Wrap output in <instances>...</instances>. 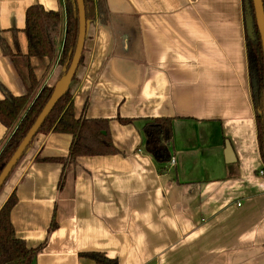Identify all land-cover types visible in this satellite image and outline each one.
<instances>
[{"label": "crops", "instance_id": "0c3cea01", "mask_svg": "<svg viewBox=\"0 0 264 264\" xmlns=\"http://www.w3.org/2000/svg\"><path fill=\"white\" fill-rule=\"evenodd\" d=\"M87 0L82 62L69 84L76 118L108 120L116 154L80 157L58 183L71 137L37 135L0 190L33 264H264V163L259 153L242 0ZM62 15L55 59H26L25 13ZM64 0H0V100L64 76ZM170 120L171 141L145 127ZM9 136L0 123V148ZM161 151H163L161 153ZM161 153V154H160ZM158 154V156H157ZM163 156L164 161L158 157ZM174 160V164H172ZM54 218L56 228L49 233Z\"/></svg>", "mask_w": 264, "mask_h": 264}, {"label": "trees", "instance_id": "16d2710c", "mask_svg": "<svg viewBox=\"0 0 264 264\" xmlns=\"http://www.w3.org/2000/svg\"><path fill=\"white\" fill-rule=\"evenodd\" d=\"M64 1L66 26L62 51L58 63L63 68L65 75L75 52L78 39L79 21L75 0ZM242 1L244 14L246 15V0ZM95 2L98 19L101 24L105 25L108 19L106 1L95 0ZM83 3L86 19L88 12L87 0H83ZM248 4L250 6L251 16L254 18L252 0H248ZM262 4L264 10V0H262ZM61 26L62 15L59 11H45L40 5L29 7L25 13V26L23 30L27 39L26 59L29 60L34 57L47 58L51 63L57 54L61 38ZM13 35V45L16 51L15 54L12 53L4 40H0L1 51L6 57H14L20 53L16 40V32H13ZM245 48L251 99L255 110L259 153L264 163V59L260 36L255 21L250 28V32L245 23ZM81 62L82 54L78 66ZM73 80L74 77L72 78V81ZM27 83L28 88L25 95L14 97L7 91L3 90V99L0 100V123L9 134L1 144L0 148V174L41 114L54 90V88L43 87L38 94L35 95L40 86V81L37 80L29 65L27 69ZM152 127L156 128L157 134L161 135V140L164 142V150L171 141L170 120L156 119L151 123H148L145 127V134L149 141L151 138V130H153ZM48 133L65 134L71 137L68 154L65 158H50L43 160L45 162H56L63 166L62 174L58 183L59 190L63 186L66 171L75 166L78 158L108 156L117 153L110 137L108 120L87 119L84 116L79 118L75 117L69 86L45 118L44 122L38 129L36 136L40 134L46 135ZM162 152L163 151H161V153ZM158 159L159 161H164L162 155L159 156ZM13 170L10 172L9 176ZM9 176L6 178L5 182ZM16 201L15 195L11 194L0 208V264H33L38 254L45 247L46 241L38 247L29 248L22 240L15 237L14 229L10 221V214ZM55 228L56 224L53 218L49 233L54 231ZM82 256L94 261L96 264H116L115 261L107 259L102 254L87 253Z\"/></svg>", "mask_w": 264, "mask_h": 264}, {"label": "water", "instance_id": "95a60500", "mask_svg": "<svg viewBox=\"0 0 264 264\" xmlns=\"http://www.w3.org/2000/svg\"><path fill=\"white\" fill-rule=\"evenodd\" d=\"M77 10H78V39L77 44L75 48V52L72 58V61L70 63V66L66 72V74L62 77V79L57 83V85L54 87L53 93L45 105L44 109L42 110L41 114L27 133L26 137L10 159V161L7 163L5 168L0 174V189L2 188L6 178L9 176L10 172L13 170L14 166L17 164L21 156L23 155L24 151L30 144V142L34 139L36 136L38 129L44 122L47 115L50 113L56 102L63 96V94L66 92L69 84L72 81V78L75 75V72L77 70L79 60L83 51V44L85 40V31H86V19H85V8L83 0H75ZM252 6L254 11V18L251 16V10L250 6L248 4V0L245 2L246 7V15H245V23L248 27V30L250 32V28L253 25V22L255 21L256 27L260 36V42L262 45V52H263V59H264V10H263V4L262 0H252ZM263 136H264V103H263Z\"/></svg>", "mask_w": 264, "mask_h": 264}, {"label": "built area", "instance_id": "2783aa9c", "mask_svg": "<svg viewBox=\"0 0 264 264\" xmlns=\"http://www.w3.org/2000/svg\"><path fill=\"white\" fill-rule=\"evenodd\" d=\"M171 163L174 164V160H172ZM259 175H260V176H263V175H264V171H260V172H259Z\"/></svg>", "mask_w": 264, "mask_h": 264}, {"label": "rangeland", "instance_id": "374dc122", "mask_svg": "<svg viewBox=\"0 0 264 264\" xmlns=\"http://www.w3.org/2000/svg\"><path fill=\"white\" fill-rule=\"evenodd\" d=\"M36 93H37V91H36ZM36 93H35V95H36Z\"/></svg>", "mask_w": 264, "mask_h": 264}]
</instances>
